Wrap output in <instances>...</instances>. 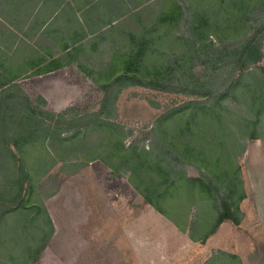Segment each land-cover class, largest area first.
I'll return each mask as SVG.
<instances>
[{
	"label": "rangeland",
	"instance_id": "rangeland-1",
	"mask_svg": "<svg viewBox=\"0 0 264 264\" xmlns=\"http://www.w3.org/2000/svg\"><path fill=\"white\" fill-rule=\"evenodd\" d=\"M232 1H95L92 6L95 22L91 24L95 32L86 40L81 52L83 62L78 65V70L90 78L89 90L64 110L55 112L49 110L37 94L23 93L20 85L1 87L0 205L4 202V207L13 209L0 213V264L64 262L50 255L42 256L51 231L46 209L55 211L59 187L83 167L97 171L107 167L111 174L122 178L120 182L129 183L143 198L131 184L132 181L141 191L144 189L138 184V177L131 173V161L138 153L150 150L155 133L180 144L174 148L175 155L182 161L175 172L182 176L172 175L170 183L161 187L159 197L154 199L180 229L145 201L146 205L141 207L145 208L146 232L157 233L161 229L163 235L171 237V225L185 238L180 240L179 237L174 243L167 240L164 246L167 253H172L175 246L181 247L186 239L193 243V248L188 246L187 254L194 257L200 251L204 243L202 237L216 225L224 205L237 206L241 196L240 183L234 173L225 181L226 170L233 171L227 168L225 161L228 144H234L235 155L230 158L231 162L235 160L241 168L243 141L246 145L251 133V127L245 128V120H255L257 112L261 114L255 135L264 137V99L261 104L250 106L252 92H264V32L254 38L251 34L264 21L263 12L262 9L256 11L254 6L257 5L250 4L247 13L252 12L245 17L247 23L242 28L231 16ZM34 2L37 0H18L17 14L11 15L9 2L0 0V7L6 10L0 15L3 49H8L10 41L5 29L9 24L23 27L29 17L21 14L22 9H32ZM196 14L202 19L198 28L193 24ZM11 20L13 22L9 23ZM112 21L114 23L110 24ZM101 24H105V30H100ZM18 39V47L23 46L25 41ZM249 42L253 51L249 58H240L233 52L242 43ZM241 67L247 68L248 77L234 91L216 101V112L222 124L208 121L206 117L212 114L210 112L206 115L199 112L193 122L186 123L191 109L159 121L160 117L190 101H201L209 106L212 101L208 100L209 94L224 93ZM18 82L27 89L29 82ZM138 82L140 85L135 84ZM132 145L135 153L130 149ZM185 147L193 148L194 152L191 158L183 160ZM12 154L24 161L30 175L24 185V202L15 210L19 167ZM159 167L155 170L157 180L165 175ZM205 176L217 186L216 193L209 188ZM185 177L198 178L200 183L188 186ZM112 178L100 174L96 180L113 185L116 182ZM240 178L242 181L241 170ZM136 198L134 194L123 197L119 206L137 207ZM133 211L130 220L138 214ZM191 236L195 240L190 239ZM181 249L186 250V246ZM211 263L239 264V261L230 254L210 251L207 262L199 256L196 264Z\"/></svg>",
	"mask_w": 264,
	"mask_h": 264
},
{
	"label": "crops",
	"instance_id": "crops-1",
	"mask_svg": "<svg viewBox=\"0 0 264 264\" xmlns=\"http://www.w3.org/2000/svg\"><path fill=\"white\" fill-rule=\"evenodd\" d=\"M7 1L9 14H17L18 0H1ZM95 1L98 0H37L32 9H22L21 14L29 18L23 27L9 24L5 29L9 47L3 49L0 45V89L20 85L23 93L37 94L55 112L64 110L89 90L90 78L78 70V65L83 62L81 52L86 40L95 32L91 28ZM5 11L0 7V15ZM1 27L0 18V32ZM103 29L105 24L100 25ZM18 37L25 41L21 47ZM18 80L29 82L27 89ZM240 162L245 197L238 204L239 225L221 223L194 257L187 254L188 246L193 248L189 239L181 242V247L175 246L172 253L166 252L167 240L174 243L179 237L185 238L175 227H169L173 230L171 237L163 235L160 228L157 233L146 232L145 208L141 207L146 205L145 200L107 167H101L99 172L83 167L63 181L55 211L46 209L52 233L42 256L63 259L60 264H196L199 256L207 262L210 251H219L236 257L239 264H264V137L246 143ZM100 174L104 178L112 176L116 183H97ZM131 194L138 198L134 201L137 207L119 206V200ZM133 209L138 214L130 220ZM184 246L186 250L181 249Z\"/></svg>",
	"mask_w": 264,
	"mask_h": 264
},
{
	"label": "trees",
	"instance_id": "trees-1",
	"mask_svg": "<svg viewBox=\"0 0 264 264\" xmlns=\"http://www.w3.org/2000/svg\"><path fill=\"white\" fill-rule=\"evenodd\" d=\"M231 4L232 5L229 6V7H231V11H232L231 16H233L234 20L236 22H238L242 26V28H245L246 23H247L245 17L248 14H251V12H252V11H250V13H247L250 4L257 5V6H254L256 11H259V9L260 10L262 9V12H263L262 16L264 18V0H233ZM194 19L195 20H194L193 24L195 25V28H198L199 21H202V19H201L199 14H196ZM262 32H264V21L260 22L258 24V26L254 28V31L251 34H253L252 35V37H253V36H256L257 34L262 33ZM244 34H246V32H244ZM238 36H239V34H238ZM250 46H251L250 42L247 43L246 45H245V43H242V46H240V48L237 50L233 49V52L235 54H237L238 57H240V58L241 57L245 58V59L249 58L253 52L251 50ZM126 72L128 73V70ZM248 73L249 72L247 71L246 67H241L237 77L225 88V90L223 91L224 93H221L219 96H216L214 93H210L208 96V98H209L208 100H212L214 102L213 103H212V101L209 102V106L205 105L201 101H190V102H187V103L180 105L177 108H174L167 115L160 117L159 121L166 119L167 116L170 114L180 113V111H183L186 109H191V112L188 114V116L186 118V123L188 120H190L189 123L193 122L194 119L199 116V112L202 113L203 115H206V113L210 112L212 114L207 115V117H206L208 119V121H215L219 124H222L221 123L222 118L216 112V107H217L216 101H219V99L222 96H224L225 94L234 91L236 89V87H238L240 85V83H242V81L248 77ZM135 84L140 85L139 82L135 83ZM263 99H264V92L262 94H258L257 90L253 91L252 96H251L250 106L254 107L256 104H261ZM25 100L27 102V105L31 106V102L26 98H25ZM43 103L45 104L44 101H43ZM196 107H198V110L196 109ZM201 110H203V111H201ZM260 114L261 113L257 112V116L255 117V120H253V121H251L250 119L245 120V122L247 123L245 128L247 129L248 127H251V133L247 136L246 141L260 138L259 136L255 135V125L259 121L258 116H260ZM154 138L155 139L153 140V144L151 145L150 150L148 149L146 151H142L141 153H138V155H136L134 160L131 161L132 162L131 173L133 175H135V177L136 176L138 177L137 178L138 184H140L144 187L143 191H141L140 188L134 182L131 181V184L133 185V187L137 191H139V193H141V195L143 196V198L145 199V201L149 205H151L159 214H161L164 217H167L178 229H180V226L178 225V223L174 219H172L170 216L166 215L164 213V211L158 205H156V203H154V199L159 197V189L163 186H167L170 183L172 175H174L176 173L175 172L176 167L179 166L182 162L174 153V148L180 146V144L175 142V140L172 138L160 137L157 133H155ZM244 143L245 142L243 141V147H242V152H241L242 154L245 150V144ZM120 145H122V143H120ZM130 149L132 151H134V153H135L136 149H134L133 145H132V147H130ZM9 151H10V153H12L10 149H8V152ZM193 152H194L193 148L185 147V152H184L185 156H183L182 159L185 160V158H191V155ZM233 155H235L234 144L229 143L228 147L226 149L225 161H227V164H226L227 168L230 167V168H232L233 171L231 173H229V171L226 170V172L224 173V176L226 179L225 181L227 182V179L231 175H233V173H234L235 180L239 181L240 188H241L240 189L241 196L238 199V204H239L244 199L245 194L243 191L242 181L240 178L241 168L239 167V165L237 164V162L235 160H234V162H231V159H230ZM11 157L14 161H16V164L19 167V172L16 175V182H15V184H16V193L14 196V199L16 200V205L14 207V210H15V208L16 209L19 208V206H21V204L24 202L22 194L24 192V185L26 184V182L30 178V175L26 169V165H25L24 161L21 158H17V156H15L13 154L11 155ZM158 166H160L159 168L160 169L162 168V170L165 173V175L160 180H157L156 175H155V170L158 169ZM108 167L110 168V166H108ZM176 174H178V175L180 174V176H182L181 173H176ZM205 177H206L205 180L209 184V188H212L214 190V192L216 193L217 192V186L213 183V181L210 177H208V176H205ZM184 180H185L186 185L191 186V187L200 183V180L198 178H195V177H185ZM228 186H229V191H231L232 190V188H231L232 182L231 181L228 182ZM238 204H237V206H235L233 208H231L230 205H228V204L224 205V211L218 215V220L216 221V225L207 234H205L202 237L201 242H205L207 240V238H209L215 232L217 227H219V225L221 223H223L224 221H230L232 224H234L236 226L239 225V222L241 219V213L239 211ZM4 205H5L4 202L0 205V213L1 214H3V213L6 214L7 212H10L13 209L12 206H11L12 208L8 209V208L4 207ZM38 210H42V209H38ZM44 212L46 213L45 210H44ZM46 219L50 223L49 217L47 216V213H46ZM50 225H51V223H50ZM51 233H52V227H51L50 234ZM50 234H49V236H50ZM49 236H48V238H49ZM48 238H47V240H48ZM190 239L195 240L194 237H192V236L190 237ZM47 240H46V242H47ZM46 242H45V244H46ZM221 255H223V254H221ZM233 258H234V256H233ZM236 260H238V259L236 258ZM216 264H219V263H216Z\"/></svg>",
	"mask_w": 264,
	"mask_h": 264
}]
</instances>
